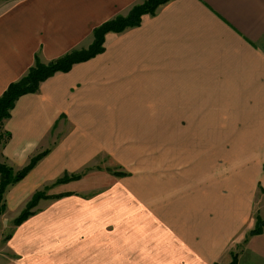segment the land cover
<instances>
[{
  "label": "crops",
  "instance_id": "crops-1",
  "mask_svg": "<svg viewBox=\"0 0 264 264\" xmlns=\"http://www.w3.org/2000/svg\"><path fill=\"white\" fill-rule=\"evenodd\" d=\"M144 1L0 0V97L35 62L87 49L95 29ZM195 120L201 160L218 180L191 191L188 180L103 172L127 151V121L147 122L151 132L138 135L153 136L157 151L168 135L157 122ZM2 130L0 164L16 172L43 155L7 189L4 216L16 219L65 174L81 178L50 186L52 199L12 228L0 264H230L233 254L264 264V228L249 236L264 218V0L170 1L20 97Z\"/></svg>",
  "mask_w": 264,
  "mask_h": 264
},
{
  "label": "rangeland",
  "instance_id": "rangeland-1",
  "mask_svg": "<svg viewBox=\"0 0 264 264\" xmlns=\"http://www.w3.org/2000/svg\"><path fill=\"white\" fill-rule=\"evenodd\" d=\"M148 1L145 0L138 6L144 5ZM142 123L136 121L126 122L127 151L113 154V158H109L108 166L104 163V168H106L103 170L104 173H107L110 177L114 176L126 180H150L153 178L164 180L166 177L169 180H188L191 191H198L196 188L197 185L195 184L197 182L196 180H218L215 177L213 168L204 167L205 162L201 160V155L198 152L199 143L206 138L200 136V125L197 120L173 122L171 125L167 122L166 126L165 122H157V132L160 134L165 132L164 130H167L168 134L167 136H159L157 138V151L149 150L152 147L150 146V142L155 139L153 136L138 135L139 133L144 134L150 131L149 126H145L144 124L147 122ZM130 124L135 128L133 130L135 133L134 136L128 135L130 133L128 125ZM202 132L205 133L206 131L203 130ZM97 170L100 171L99 168L87 169L84 173L96 172ZM55 182L49 184L45 187L46 189L41 191L42 197H49L50 189L52 188L50 186H53ZM115 182L117 183V180ZM115 182L112 184L113 186ZM113 186H111V189L114 188ZM170 188L173 189V186L170 185ZM176 188L179 189V186L177 185ZM258 189L257 197L260 198L263 190L260 186H258ZM35 211L36 208L31 210L32 213ZM258 219L264 221V218ZM14 220L15 218L11 216L2 215L0 217V263L2 262L1 259L5 257L3 244L11 233Z\"/></svg>",
  "mask_w": 264,
  "mask_h": 264
},
{
  "label": "trees",
  "instance_id": "trees-1",
  "mask_svg": "<svg viewBox=\"0 0 264 264\" xmlns=\"http://www.w3.org/2000/svg\"><path fill=\"white\" fill-rule=\"evenodd\" d=\"M170 1L173 0H149L144 5L134 7L127 17H119L103 24L94 30L93 43L86 50L72 52L60 60L47 65H42L38 61L35 62V65L29 70L27 75L18 82L11 84L0 97V148H3L10 139V135L2 130L3 123L9 119L14 104L20 97L37 93L40 85L55 74L68 73L75 65L85 63L100 55L104 51L105 35L109 33L119 34L127 29L139 27L144 17L153 16L157 8ZM42 157L43 155H38L32 158L25 168L16 172L6 165L0 164V217L4 215L6 210L4 195L7 189L20 183L29 172L32 171ZM80 178L81 175L68 176L65 174L60 180H57L53 186L75 182ZM41 193L42 192L39 191L32 196L24 210L13 221V228L20 226L33 215L34 212L32 213L31 210L36 208L40 201L52 199L50 197H42ZM263 228L264 221L257 218L255 227L252 232H250L249 236L252 237L261 234ZM236 259V254H233L230 264H236Z\"/></svg>",
  "mask_w": 264,
  "mask_h": 264
}]
</instances>
